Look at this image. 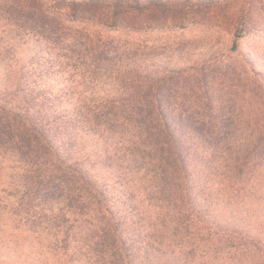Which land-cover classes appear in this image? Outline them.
<instances>
[{
    "label": "rangeland",
    "instance_id": "374dc122",
    "mask_svg": "<svg viewBox=\"0 0 264 264\" xmlns=\"http://www.w3.org/2000/svg\"><path fill=\"white\" fill-rule=\"evenodd\" d=\"M0 128V264H264V0H0Z\"/></svg>",
    "mask_w": 264,
    "mask_h": 264
},
{
    "label": "trees",
    "instance_id": "16d2710c",
    "mask_svg": "<svg viewBox=\"0 0 264 264\" xmlns=\"http://www.w3.org/2000/svg\"><path fill=\"white\" fill-rule=\"evenodd\" d=\"M147 119H148V122L150 119V124H152V131H150V134L152 135V138L154 140L155 139L158 140L156 144L159 146V151H161V153L163 155L165 150H168V151H170V156H171L172 148L175 147V145L173 144V141H172V138L174 137V132L171 133L170 131H167L164 128V126L166 124H168L167 123L169 121L168 118L165 116H163V117L162 116H150V118H149V116H148ZM156 128H157V130H155ZM166 145H168V148L166 147ZM173 150H176V149L173 148ZM185 153H186V150L183 147L179 148V154H185ZM168 161L170 162L169 159H168ZM175 162L178 163L179 161L176 160ZM179 164L186 169L187 162L182 161V162H179ZM54 173H59V167L56 170H54V169L51 170V174H54ZM65 173L67 175L69 174V172H65ZM69 176H70V174H69Z\"/></svg>",
    "mask_w": 264,
    "mask_h": 264
}]
</instances>
